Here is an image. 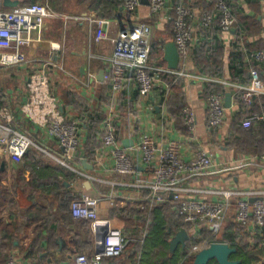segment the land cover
Listing matches in <instances>:
<instances>
[{"label": "crops", "instance_id": "0c3cea01", "mask_svg": "<svg viewBox=\"0 0 264 264\" xmlns=\"http://www.w3.org/2000/svg\"><path fill=\"white\" fill-rule=\"evenodd\" d=\"M29 1L10 0L18 5L27 4ZM36 1L50 6L49 0ZM55 1L59 10V12L55 11L58 16L47 20V29L43 31L44 39L58 41L62 46L58 58L60 68H52L49 73L51 87L66 117L81 122L80 141L69 166L64 165L60 162L63 151L57 141L45 130L28 122L21 111L20 107L27 96L29 73L35 61L46 56L47 45L33 53L25 51V63L12 65L0 63V106L10 107L14 115L11 127L25 134L32 141L31 147L25 154L27 157L20 163L8 162L0 150V165L4 162V168L0 170L4 172L2 184L11 189L16 204L14 225L23 221L29 222L30 225L20 234L19 241L15 242L14 264H77V255L91 256L97 252L96 234L93 233L90 223L75 219L70 214L69 204H63L57 192H44L45 187L40 182L51 179L48 174L52 171L60 174L57 180L62 183L66 192L76 195L77 198L86 195L99 199L97 205L99 218L110 220L113 227L122 230L127 240V249L125 247L123 255L116 260L108 259L107 264H152V256L156 254L155 248L144 249V241H141L138 249L128 245L132 242L137 244V240L139 241L143 234L147 236L152 229V222L156 219L167 222L164 229L166 228L168 235L169 254L182 257L184 250L180 246L174 252L169 248L170 239L179 231L174 226L179 220L175 206L167 202L146 208L144 198L148 191L133 185L135 178L133 175H120L115 172V158L111 149L102 143V137L109 128L113 129L125 153L138 166L140 177L148 176L146 165L141 162L140 153L137 151V145L143 135L151 137L157 148H163L170 141L175 142L178 145L179 156L184 161L191 160L198 149L208 150L217 166L255 158L253 165L243 166L230 173L196 178L183 184L182 187L185 197L217 201L223 200V194L231 191L229 203L232 207L223 232H227L226 229L230 224L238 227L232 220L238 201L264 199V160L260 157L263 150L259 153L244 154L228 143V140L236 136V131L243 127L244 118H241L242 109L235 88L223 83L249 82L243 83L230 78L229 54L234 50L240 51L243 62L248 65L249 73L250 65L245 62L244 54L247 51L264 50V0H231L230 6L231 9L233 8L232 12L234 11L235 24L228 34L217 29V19L206 32V36L198 28L197 21L195 22L194 45L185 66L186 70L204 75L200 73V67L194 63L193 50L203 41L207 39L211 41L215 37L219 46H223V55L220 54L218 61L223 75L219 77L204 75L220 83L181 79L185 106L191 107L195 113L193 131H189L182 121L183 107L178 114L172 113L170 101L174 95L173 88L170 89L169 94L164 93V87L160 83L146 97L140 96L133 87L128 94L125 90L113 93L104 79L108 69L106 58L111 54L112 45L109 40L95 43L91 39L92 22L100 18L92 10L79 5L77 0ZM177 1L165 0L164 9L157 14L150 12L149 0H141L140 6L133 14H126L121 10L118 19H110L112 24L108 28V36L112 38L124 25L148 24L152 29L151 44H155L158 57L162 54L163 60L165 44L173 42L172 7ZM183 1H187L196 17H199L204 11L203 6L209 5L212 0ZM63 15L76 16L80 20L64 19L61 17ZM237 19L239 23L241 20L245 22L243 23L245 28H241L240 32L236 28V25L237 27L239 25ZM159 61L153 63L150 60V63L158 65ZM163 62L167 67L166 62L164 60ZM254 63L252 66L258 70V73L261 72L259 75L264 83V62H260L259 66ZM100 74L101 80L98 79ZM206 84H216L226 91L220 92L225 110L224 120L217 128L208 125ZM71 93L81 100V104L68 103L67 96ZM226 94H230L229 107L225 105ZM90 118L99 120L98 133L88 132L86 126ZM124 141L129 142L128 146L123 145ZM37 162L42 167L43 174V180L39 181L33 178L28 167V163ZM18 170H22L21 176L24 177L25 182L31 181L38 185L39 188L34 190L41 193L38 194L37 201H33L30 198L31 194L17 184ZM35 207L40 210L34 211ZM232 225L228 231L235 233L240 245L242 240L247 250L264 251V226L256 227L251 221L246 228L238 227L236 231ZM103 228L105 227L101 229ZM203 234H206V231H203ZM189 243H192V239L188 235L186 244ZM33 249L37 250L33 260L24 257L26 252ZM257 257L259 258L257 264L264 262V254L261 253Z\"/></svg>", "mask_w": 264, "mask_h": 264}, {"label": "built area", "instance_id": "2783aa9c", "mask_svg": "<svg viewBox=\"0 0 264 264\" xmlns=\"http://www.w3.org/2000/svg\"><path fill=\"white\" fill-rule=\"evenodd\" d=\"M231 0H216L210 12H202L196 17L191 7L183 0H178L172 7L173 43L179 54V64L174 70L162 65L150 63L151 33L150 25L138 23L124 25L112 38L108 36V28L112 24L110 19L100 18L92 22L91 39L95 43L109 40L112 51L106 58L108 69L104 74L113 93L125 90L128 94L133 87L140 96H148L160 83L164 93L170 89L178 79L220 83L216 79L200 74L188 72L185 66L189 54L193 49L195 22L200 30H209L217 19L221 32L230 33L235 18L230 6ZM122 10L126 14H133L140 6L141 0H121ZM165 0H149L152 14L161 12L165 7ZM57 13L43 2L18 5L5 8L0 0V63L6 65L25 63L26 52L33 53L47 45V54L34 63L28 76L27 96L21 105L25 119L45 130L52 136L62 149L61 161L69 166L74 158L80 141L81 122L69 119L61 110L54 95L50 81L52 68H60L58 61L62 46L58 41L46 40L43 31L47 29L46 21L56 18ZM64 19L79 17L61 16ZM244 54V52H243ZM244 60L249 66V82L247 84H229L235 88L237 96L243 104L244 110L249 111L254 99L264 95V83L258 70L252 66L253 62H264V50L246 52ZM173 79L169 81L170 79ZM208 125L219 127L224 120L223 96L218 92H210L207 96ZM182 121L189 131L194 130L195 113L189 106L181 110ZM14 115L9 106H0V150L8 162H22L26 152L32 145L28 136L14 130L11 124ZM263 123L264 114L251 113L244 117L242 126L248 128L253 124ZM102 143L111 149L115 158L114 170L120 175H133L134 186L148 191L144 198L146 208L169 202L181 220L189 225L188 235L192 239L188 254H196L211 243L219 241L224 231L225 223L230 215L229 198L231 191L225 192L223 200L198 199L183 196V184L196 178H206L222 173H230L246 165H253L255 158L243 159L217 166L212 155L206 149H198L194 157L184 161L178 153V145L168 142L163 148H157L151 137L143 135L137 145L141 162L146 165L148 176L140 177L138 166L125 153L120 141L115 137L113 129L109 128L102 137ZM264 160V150L261 153ZM99 199L83 195L75 198L70 204L71 215L78 220L90 223L94 234L102 227L107 233L101 252L91 256L79 254L77 264H107L105 260L119 258L123 255L127 240L120 228L113 227L108 219H101L97 214ZM232 220L240 228H246L251 221L256 227L264 226V199L238 201ZM206 231V234H203ZM7 264H14L11 256Z\"/></svg>", "mask_w": 264, "mask_h": 264}, {"label": "trees", "instance_id": "16d2710c", "mask_svg": "<svg viewBox=\"0 0 264 264\" xmlns=\"http://www.w3.org/2000/svg\"><path fill=\"white\" fill-rule=\"evenodd\" d=\"M216 0H212L209 2V5H204L203 12H210L214 8ZM34 2H37L36 0H30L27 4H32ZM57 1L55 0H49V4L51 8L54 11L59 12V10L56 8ZM77 3L89 10H92L96 13L97 17L99 18H106V19H118L119 12L122 9V2L121 0H77ZM186 5H188L187 1H184ZM190 6V4H189ZM233 10V8H232ZM234 12V11H233ZM218 21V20H217ZM237 22L239 23L238 19ZM238 27L236 25V28L238 32H240V29L245 28L243 26L242 20L240 21ZM220 27L217 24V29ZM211 29V28H210ZM209 29V30H210ZM209 30H201L202 33L206 36V32ZM208 35V33H207ZM206 38V37H205ZM207 39V38H206ZM219 48V49H218ZM222 48V49H221ZM219 50V51H218ZM223 46H219V42L214 37L211 41L207 39V41H203L202 44H200L197 48L193 50V56L194 57V63L200 67V73L207 75V76H213V77H219L222 76V70L219 65V56L222 54ZM158 50L155 47V44H151V53H150V60L155 63L158 62V65L165 66L163 60H162V54L160 57L159 53L157 54ZM161 62V63H160ZM259 66L258 62H255L254 65ZM260 71V70H259ZM229 72H230V78L232 80H238L239 82L247 83L249 81V73H248V65L245 64L242 60V54L238 50H234V52H230L229 54ZM261 73V72H259ZM261 77V76H260ZM173 80L172 78L169 80ZM264 80V79H263ZM205 92L208 95L210 92H218V93H225L226 91L221 88L220 86L216 84H206L205 85ZM174 95L171 97L170 105L171 110L173 114H178L179 110L185 106L184 99L182 97V80L178 79L175 84L172 86ZM67 97H69L68 103H72L74 105L81 104V100L77 98L74 94H69ZM240 108L242 109L241 118L245 117L248 114L251 113H259L264 114V96H259L254 99L253 105L249 109V111L243 112V104L240 100V97H237ZM240 120V119H239ZM99 120L96 118H90L87 122V130L90 134L98 133L97 131V125ZM241 126V125H240ZM242 127V126H241ZM236 136H234L233 139L228 140V143H231L230 145L236 147L244 154H251V153H259L262 150H264V124L263 123H257L254 125H251L248 128H241L236 131ZM92 152V151H91ZM27 156L25 155L24 158ZM29 157V156H28ZM23 161V160H22ZM28 167H30V171L32 173V176L34 179L43 180V174H42V167L39 166L37 163H28ZM27 167V164H26ZM47 169V168H46ZM22 170H18L16 174L18 175L16 177V182L19 186L24 188L26 192H28L30 195V198L33 201H37L39 195L41 193H38V191H34L35 189H38V185L34 184L33 182H25L24 177L21 176ZM4 172L0 171V264H7L11 254H14V248H15V242L19 241L20 234L27 230V228L30 227L29 222L23 221L21 223H17L14 225V214L16 210V204L14 202V195L10 188L6 187L4 184H2V180L4 178L3 176ZM60 174L57 171H52V173L48 174V176L51 179H47L46 181L40 182L41 185L45 187L44 192H57L59 196L62 198L63 204L66 205L68 203V207L70 208V204L72 200L77 198V196L72 195L65 190V188L62 186V183L57 180L58 176ZM70 178L71 176H67ZM44 182H46L44 184ZM43 183V184H42ZM35 192V193H34ZM64 192V193H62ZM66 192V193H65ZM40 209L35 207L34 211H39ZM71 214V212H70ZM153 216V213H152ZM152 229L150 232L145 236L144 234L141 237V239L138 241L137 244L135 242H132V244H129L128 246L132 245V248H140L141 241H144V249L151 247V250L155 248L156 254L152 256V264H193L194 262V254H188V249L191 243L186 246V249L184 250V254L182 257H178V255L175 254H169L168 250V235L166 233V228L164 229L165 224L167 223L163 219H156L152 222ZM174 225L176 229H185L189 231V225L184 223L181 218L179 217V220L175 222ZM232 225V224H230ZM228 226L226 231L223 232L219 238V241H225L228 242L229 245L236 249V253L231 255V259L235 261H240L239 264H257L259 261V258L257 255H260L261 253L264 254V251H258V250H247V246L244 245L243 241L240 240L242 245L237 242V237L235 236L234 232H229V228L231 226ZM232 228H235V230H238V227H235L232 225ZM229 232V233H228ZM138 239V238H137ZM127 249V247H126ZM125 249V250H126ZM143 249V250H144ZM37 250H30L26 252L24 257L33 260L34 254ZM153 253V252H152ZM40 254H38L39 257ZM90 256V255H89ZM117 258H112L109 260H116ZM108 260V261H109ZM107 261V260H105ZM209 264H216V262H211ZM260 264H264L260 263Z\"/></svg>", "mask_w": 264, "mask_h": 264}, {"label": "water", "instance_id": "95a60500", "mask_svg": "<svg viewBox=\"0 0 264 264\" xmlns=\"http://www.w3.org/2000/svg\"><path fill=\"white\" fill-rule=\"evenodd\" d=\"M4 6H18L17 3L10 2V0H3ZM122 10V9H121ZM120 10V11H121ZM121 15V14H119ZM163 60L166 62L169 69H176L179 64V54L173 42L166 43L164 46V57ZM99 80L102 79L101 74L98 77ZM230 103V94H226L225 105L229 107ZM129 142L124 141L123 145L128 146ZM4 168V162H1L0 170ZM107 233V228L100 229L96 233L97 241V253L101 252L103 249L104 239ZM188 241V234L185 229H180L169 241V248L171 252L180 246L182 249H186ZM236 253V249L231 247L227 243L214 242L211 243L208 247L203 248L196 254H194L193 264H209L211 262H216V264H239L240 261H235L231 259V255Z\"/></svg>", "mask_w": 264, "mask_h": 264}, {"label": "rangeland", "instance_id": "374dc122", "mask_svg": "<svg viewBox=\"0 0 264 264\" xmlns=\"http://www.w3.org/2000/svg\"><path fill=\"white\" fill-rule=\"evenodd\" d=\"M147 230H148V227L146 228ZM144 253H146V252H144ZM11 256H14L13 254H11Z\"/></svg>", "mask_w": 264, "mask_h": 264}]
</instances>
